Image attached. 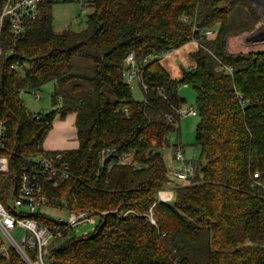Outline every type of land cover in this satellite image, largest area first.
<instances>
[{
  "label": "trees",
  "instance_id": "obj_1",
  "mask_svg": "<svg viewBox=\"0 0 264 264\" xmlns=\"http://www.w3.org/2000/svg\"><path fill=\"white\" fill-rule=\"evenodd\" d=\"M241 1L93 0L86 26L62 32L54 28L53 2H45L21 38L5 28L0 113L8 123L2 153L10 171L0 173V190L7 194L47 150L55 118L76 112L79 145L49 150L62 154L70 173L48 190L49 206L99 218L87 234L62 224L51 264H264V49L228 50V38L248 30L232 20ZM194 39V64L178 78L162 57L145 60ZM131 51L142 71L143 99L125 75ZM77 58L91 63L81 66ZM16 62L20 68L13 70ZM50 81L55 107L33 114L20 92ZM182 85L196 90L199 116L201 156L190 181L170 176L165 156L183 116ZM165 188L174 189L173 201H158ZM35 218L57 224L45 212ZM0 264L26 263L10 248L9 257L0 252Z\"/></svg>",
  "mask_w": 264,
  "mask_h": 264
},
{
  "label": "built area",
  "instance_id": "obj_2",
  "mask_svg": "<svg viewBox=\"0 0 264 264\" xmlns=\"http://www.w3.org/2000/svg\"><path fill=\"white\" fill-rule=\"evenodd\" d=\"M73 1L81 5V10H86L92 6L93 0H3L0 13V58L4 53L2 33L5 28H9L14 38H21L25 33L26 21L36 20L41 11L42 4L45 2ZM196 28V27H195ZM198 29V28H196ZM211 29L206 30V34L211 35ZM253 33V32H252ZM254 37V36H252ZM255 38V37H254ZM258 40V41H257ZM254 44L264 43V37L252 40ZM173 50V49H172ZM171 51V50H170ZM170 51L158 54L154 53L145 60L163 57ZM125 75L128 80L138 78L142 81V71L139 68L134 51H131L126 57ZM20 68L18 62L12 64V69ZM146 87V85H144ZM36 98L41 94L37 91ZM182 115H193L196 110L193 107L180 110ZM8 141V123L6 118L0 113V173L10 171V161L2 151ZM127 157L122 158L124 161ZM31 165L22 169L18 184L12 187L7 194H2L0 190V232L6 236L9 244L2 245L0 252L9 257L10 248H14L26 264H51L53 258V246L56 239L61 236V225L64 228H76L78 226H88L95 224L96 219L90 211H69L67 217H57L56 226L45 225L35 218L40 212H46L49 206L50 195L48 190L58 186L60 182L69 177V164L62 161L61 153H54L44 150L34 156ZM199 170V165L195 158H188L181 148L176 150L175 161L171 164L169 174L172 177L183 181L192 180ZM255 178H258L259 172H255ZM158 201L169 202L175 199V191L172 188H165L158 191ZM152 209V208H151ZM149 219L155 223L156 220L153 211ZM17 226L24 227L26 234L23 236V244L15 240L11 231ZM95 227L91 230H94ZM89 233L85 231L84 234Z\"/></svg>",
  "mask_w": 264,
  "mask_h": 264
},
{
  "label": "rangeland",
  "instance_id": "obj_3",
  "mask_svg": "<svg viewBox=\"0 0 264 264\" xmlns=\"http://www.w3.org/2000/svg\"><path fill=\"white\" fill-rule=\"evenodd\" d=\"M248 2V3H247ZM254 6L258 12V20L256 21L255 13L252 11L250 4ZM262 0H242L237 3L235 7L238 13H234L232 20L234 21L235 27H240L241 29H248L243 32L231 35L228 41V50L232 53H237L240 51H250L264 49V43L254 44L253 39L264 37V13L261 10L260 3ZM92 11V7L87 8L86 10H81V5L78 2L73 1H60L54 2L52 6V14L54 21V28L57 32H62L65 29L71 28L75 30L82 29L87 24L88 14ZM252 28V29H251ZM251 29V30H250ZM253 32V33H252ZM248 36L245 44L249 46L248 48L241 47L239 45V37ZM254 36V37H252ZM253 38V39H252ZM250 39V40H249ZM234 40L236 45H239L237 49H233L230 45V42ZM252 41V42H251ZM258 41V40H257ZM232 43V42H231ZM249 44V45H248ZM260 45V46H259ZM192 44L189 43L185 45L179 51V59L171 62L168 61L166 66L168 71L173 77H180L181 70L183 68H190L193 66V59L190 55V48ZM251 47V48H250ZM163 58V57H162ZM164 61V59H163ZM78 64L81 66H88L91 62L89 60L81 61V59H76ZM84 63V64H83ZM88 71V70H82ZM132 86L133 95L137 99H143L144 92L138 78H133L128 80ZM55 90V82L50 81L44 84L39 90H22L20 92V98L24 106L30 110L33 114L38 112H48L52 110L55 106L52 102V94ZM39 92L41 94L40 98L35 97V93ZM180 94L186 99L184 108L193 107L196 109V90L192 85H182L180 88ZM199 121V116L197 113L193 115H183L178 123V129L173 131L170 134L171 145L165 149V156L167 162H170L173 157V153L176 150V147L179 146L185 153V155L190 158L200 159L201 150L200 147L195 142V129ZM46 212L54 218L63 216L67 217L69 212L63 209H59L53 206L46 207ZM96 225L99 223V218L96 219ZM95 224H89L88 226H78L75 229L79 233H85V231H91ZM13 237L17 242L23 244V236L26 234V229L21 226H17L14 230L11 231ZM9 241L5 235L0 232V249L2 245H8ZM8 247V246H7Z\"/></svg>",
  "mask_w": 264,
  "mask_h": 264
},
{
  "label": "crops",
  "instance_id": "obj_4",
  "mask_svg": "<svg viewBox=\"0 0 264 264\" xmlns=\"http://www.w3.org/2000/svg\"><path fill=\"white\" fill-rule=\"evenodd\" d=\"M189 43L192 44L190 51H189L191 55V53L198 48L199 42L194 39L186 43L185 45ZM185 45L181 46L180 48L173 49L168 54L163 56L161 61L166 69H167L166 64L168 61L173 62L176 59H179L178 57L179 51ZM181 74H182V70H181L180 76ZM75 121H76V112H69L65 118L57 116L54 120L53 128L51 129V131L49 132V134L47 135L45 139L44 148L47 150L76 148L79 145V141L77 137V128L75 125ZM173 162H174V155L172 157V160L168 163H173Z\"/></svg>",
  "mask_w": 264,
  "mask_h": 264
},
{
  "label": "bare ground",
  "instance_id": "obj_5",
  "mask_svg": "<svg viewBox=\"0 0 264 264\" xmlns=\"http://www.w3.org/2000/svg\"><path fill=\"white\" fill-rule=\"evenodd\" d=\"M260 6H261V10H262V12L264 13V0H262V2L260 3ZM248 36H246V35H244V36H242V37H239L238 39H239V45H241V47H244V48H248L249 46H247L246 44H245V42H246V38H247ZM253 39V38H252ZM250 40V39H249ZM252 42V41H251ZM260 44V43H259ZM239 45H236L235 43H234V40H232V43H231V47L233 48V49H237L238 47H240ZM249 45V44H248ZM260 46V45H259ZM251 48V47H250Z\"/></svg>",
  "mask_w": 264,
  "mask_h": 264
},
{
  "label": "water",
  "instance_id": "obj_6",
  "mask_svg": "<svg viewBox=\"0 0 264 264\" xmlns=\"http://www.w3.org/2000/svg\"><path fill=\"white\" fill-rule=\"evenodd\" d=\"M228 41H229V38H228ZM250 51H252V50H250ZM240 52H245V51H240ZM246 52H248V51H246Z\"/></svg>",
  "mask_w": 264,
  "mask_h": 264
}]
</instances>
